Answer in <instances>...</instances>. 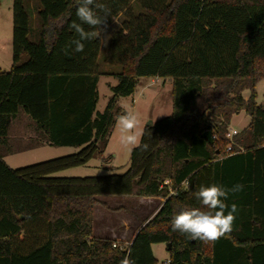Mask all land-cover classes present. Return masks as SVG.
<instances>
[{"label": "trees", "instance_id": "1", "mask_svg": "<svg viewBox=\"0 0 264 264\" xmlns=\"http://www.w3.org/2000/svg\"><path fill=\"white\" fill-rule=\"evenodd\" d=\"M97 2L108 12L106 27L116 20L104 62L120 67L100 112L101 42L93 38L83 52L73 51L79 37L69 25L81 23L78 0H12V63L0 71V143L21 112L42 142L78 151L21 168L0 153V264H120L129 250L135 264H156L151 245L159 243L168 245L169 264H264V108L254 101L264 78V0ZM140 77L171 81L170 114L143 129L147 149H132L122 174L54 176L85 166L94 154L104 161L124 112L117 98L130 95ZM241 111L249 123L227 137ZM207 130L211 144L201 136ZM212 184L244 185L224 201L237 207L232 232L205 242L174 231L180 211H208L193 193ZM100 195L163 202L120 249L92 234L94 206L108 208Z\"/></svg>", "mask_w": 264, "mask_h": 264}, {"label": "rangeland", "instance_id": "2", "mask_svg": "<svg viewBox=\"0 0 264 264\" xmlns=\"http://www.w3.org/2000/svg\"><path fill=\"white\" fill-rule=\"evenodd\" d=\"M11 7L12 0H0V71L9 70L12 63ZM113 29L114 26H111L109 28H106L105 31L101 32V39H103L104 37L105 39L100 40L101 45L96 59L98 70L100 72L96 86L98 94L96 111L98 112L102 111L105 107L107 99L111 95L109 86L115 85V83L117 82L114 73H117L120 69L119 66H108L104 62L109 35ZM243 95L247 97L249 95V91L244 90ZM254 101L257 104L262 105L264 108V78L258 80L254 86ZM116 104L121 108L122 111H125V109L131 107L134 112L138 113L140 118V127L143 130L144 125L146 126V123L149 120H151L153 124V122L158 121L170 114V80L159 79L156 81V79L153 77H140L134 88V91L128 96L118 97ZM22 115L23 118H25V120L27 121L26 123L23 121V124H25V126L23 128L21 127L23 135H19V132L17 131L16 136L14 135L13 137L14 140L12 139L5 146L7 151H4V154H6L4 160L11 168H21L46 160L63 157L69 154L76 153L78 151V148L74 147H55L45 144L40 138V131L35 128L27 115L23 113ZM11 119L9 122L10 127L13 121ZM248 123L249 116L241 111L231 117L227 131L231 134L234 132H238L246 127ZM119 136L120 130L116 120L110 132V135L108 136L103 152L104 161H102L101 158L94 154L85 166L60 170L59 172L55 173L54 176L82 177L105 175L110 173H124L129 166L131 151H129L127 147L120 144ZM107 167L109 169H107ZM108 197L110 196H102L100 198V201H106L105 204L109 205L111 209L113 207L119 206H121L122 208L120 211L112 210L109 214H106V217L101 216V218L100 212H98L100 207L99 205H95V213L98 216V221L96 222V224H98V222L110 225L112 224L113 229H116L120 227V223L121 225L123 222L125 224V222L127 223V221L131 220L134 216L136 218H143L145 216L147 220H149L153 216L152 212L148 213L149 206L147 205L151 203L147 202V200L146 202H142L140 200H133V198H129L127 196L113 198ZM137 204L142 206L140 213H137L135 211L134 206ZM126 229L128 231L127 236H129L128 241H126L123 245L114 241L117 246H121L124 249H127L132 241L130 228L128 230V227H126ZM165 247L166 246L163 243L151 245L152 254L157 261L156 264H169V255Z\"/></svg>", "mask_w": 264, "mask_h": 264}, {"label": "clouds", "instance_id": "3", "mask_svg": "<svg viewBox=\"0 0 264 264\" xmlns=\"http://www.w3.org/2000/svg\"><path fill=\"white\" fill-rule=\"evenodd\" d=\"M104 12L102 17L99 13ZM76 16L81 23L73 21L69 27L78 34V39L73 40V51L80 53L84 51L85 41L93 38L101 39L102 27H106V18L108 12L102 3L97 0H78ZM88 25L91 31H85L82 25ZM117 124L120 130L119 142L127 147L129 151L140 147L146 150L148 145L141 144L143 130L140 127L139 114L134 112L131 107L117 117ZM145 127V125H144ZM189 181H185L188 184ZM243 184H236L232 188H225L222 185L212 184L210 186H200L193 193L194 197L200 201L208 211H202L200 208H191L180 211L172 218L171 227L174 231L186 234L192 239H199L205 242H214L233 230L235 213L237 207L232 204L229 206L224 202L228 199L229 193L235 194L243 191ZM227 211V214L225 212ZM120 264H135L131 259V251L121 259Z\"/></svg>", "mask_w": 264, "mask_h": 264}, {"label": "crops", "instance_id": "4", "mask_svg": "<svg viewBox=\"0 0 264 264\" xmlns=\"http://www.w3.org/2000/svg\"><path fill=\"white\" fill-rule=\"evenodd\" d=\"M115 22H116V20H114L113 23L110 24V26H108L106 28H109V27L113 26L115 24ZM106 28L102 29V32L105 31ZM153 78H155L156 81L159 80V79H162V78H158V77H153ZM170 89H171V81H170ZM244 97L246 98V96H244ZM11 120H13L12 121V124L13 125L11 124V127L10 126L8 127L9 130L7 131V139H6V142L5 143H0V151H2L0 153L2 155V159L3 160H4L5 156H6V154H4V151L6 150L5 146L7 145L8 142H10L13 139L14 135L16 136L17 131L19 132V135H23V132H22L21 127L23 128L25 126V124H23V121L25 123L27 122L25 120V118H23V115H22L21 112L20 113H17ZM13 122H15V123H13ZM4 162H5V160H4ZM102 196H104V195L97 196L96 199L99 202L105 204L106 201H100V198ZM113 197H121V196H110L108 198H113ZM127 197L133 198V200H140L142 202H146V200H147V202H150L151 204H148L147 205V206H149L148 213H151L152 212V215L157 211V209L159 208V206L163 202V198H159V197H134V196H127ZM103 198H106V197H103ZM104 200H106V199H104ZM98 205L100 207L99 208V211H98V212H100V217L101 216L102 217H106L107 216L106 214H109L112 210L113 211L114 210L115 211H120L121 208H122L121 206H119L120 208L119 207H113L111 209V207L109 205H107V204H105V205L108 208L104 207L101 204H97V206ZM134 207H135V211L137 213H140L142 206L137 204ZM95 209L96 208L94 206V208H93V215H92V225H93V227H92L93 228L92 229V234L95 237L109 238L111 240H114V241L120 243L121 245L125 244V242L128 241V237L129 236H127V232L128 231H127L126 227H128V230L130 228V234L132 235V239H133V236L135 235L136 231L147 221V219L145 218V216L143 218H138V217L136 218L134 216L131 220L127 221V223L125 222V224H124V222H123L122 223L123 226L120 223V225H119L120 227L119 228L113 229L112 224L110 225V224L100 223V222H98V224H96V222L98 221L97 220L98 216L95 213ZM128 223H129V225H128ZM94 224H95V228H94ZM118 229H120V230H118Z\"/></svg>", "mask_w": 264, "mask_h": 264}, {"label": "water", "instance_id": "5", "mask_svg": "<svg viewBox=\"0 0 264 264\" xmlns=\"http://www.w3.org/2000/svg\"><path fill=\"white\" fill-rule=\"evenodd\" d=\"M146 125H152V121L149 120ZM201 136L206 139L210 144L213 142V137H212V134H211V131L207 130V131H204ZM166 249H168V245L166 246Z\"/></svg>", "mask_w": 264, "mask_h": 264}, {"label": "built area", "instance_id": "6", "mask_svg": "<svg viewBox=\"0 0 264 264\" xmlns=\"http://www.w3.org/2000/svg\"><path fill=\"white\" fill-rule=\"evenodd\" d=\"M230 135H231V133H227V137H230ZM227 149L229 150V147H227ZM112 246H113V247H118V248H120V249H124V248L121 247V246H117L114 242L112 243Z\"/></svg>", "mask_w": 264, "mask_h": 264}]
</instances>
